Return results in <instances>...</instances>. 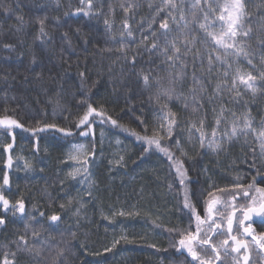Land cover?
<instances>
[{
	"label": "trees",
	"instance_id": "1",
	"mask_svg": "<svg viewBox=\"0 0 264 264\" xmlns=\"http://www.w3.org/2000/svg\"><path fill=\"white\" fill-rule=\"evenodd\" d=\"M165 2L91 0L89 5V0H0V117L22 125L11 129L0 125V194L9 201L7 210L0 203V217L5 221L0 224V262L7 257L14 264H180L175 251L165 253L164 249L186 230L195 231V219L190 220L184 208L186 189L202 217L204 201L228 199L237 177L245 186L254 183V189H264L260 143L256 138L243 139L241 146L238 135L229 132L231 123L227 130L220 129L217 156L209 158L198 151L189 157L175 144L179 125L189 119L205 135L242 116L250 118L254 130H264V45L258 43V38H264V0H242L246 15L241 23L245 30L251 29L244 47L252 65L243 55L238 61L228 55L232 65L228 81L223 77L227 65L214 60L216 55L225 57L224 49L211 52L209 72L205 32L199 23L219 33L218 16L231 0H207L212 11L205 0L195 8V0H171L176 9L165 7ZM201 7L208 13L207 21ZM169 13L177 20L183 15L189 24L183 28V22L178 26L169 21L168 39L181 32L196 36L194 51L199 49L204 57L202 63L196 60L195 68L192 54L184 57L185 76L174 85L169 79L181 71V61L171 66L151 47L154 41L165 43L159 25ZM237 69L256 77L251 81L255 92L239 81V95L224 86L231 84ZM144 75H149V86ZM173 86L176 95L171 100L163 96L157 100L158 90ZM88 103L104 116L95 117L90 129H77ZM165 104L167 109L161 112ZM224 111L228 118L220 117ZM169 112L177 122L171 138L160 133L155 122L157 114ZM45 124L70 128L72 135L55 129L33 131ZM80 131L88 134L80 135ZM138 136L160 138L161 147L172 158ZM76 144L88 148V183L71 180L68 173L67 150ZM21 162L24 166L18 168ZM181 164L184 185L177 174ZM21 200L23 213L12 208ZM136 210V218L131 219L129 212ZM53 215L60 219L51 221ZM145 223L161 237H149L146 230L140 235ZM124 229L132 237H121Z\"/></svg>",
	"mask_w": 264,
	"mask_h": 264
},
{
	"label": "snow or ice",
	"instance_id": "2",
	"mask_svg": "<svg viewBox=\"0 0 264 264\" xmlns=\"http://www.w3.org/2000/svg\"><path fill=\"white\" fill-rule=\"evenodd\" d=\"M201 0H195V3L193 4V7H197L200 5ZM89 5H91V0H89ZM171 7L172 9H176V4L172 3L171 0H166L165 7ZM205 6L207 7L208 11H212L211 5L208 4L207 0H205ZM244 3L242 0H231V3L225 4L223 10L225 12H228L227 17L223 14L219 16V21L223 22L220 27V32H211L208 31L209 25L205 23H199L200 29L204 30L205 32V43L207 44L206 51H208V66H209V72H211L213 67V57L211 55L212 51H217L218 49H224L225 51V57H222L220 55H216L214 57V60L216 62H220L221 64H226L227 68H225L223 77L225 81H228L231 75V68L232 65L227 61L226 57L228 55H232L236 58L238 61L241 55H243L246 59H248V64L252 65V61L249 57V53L245 51V43L248 39H251V29H244L243 24L241 23L243 17L246 15L244 12ZM9 10L8 8H5V11ZM201 11L205 12L204 7H201ZM195 14H193V20H195ZM204 19L207 21L209 19L208 13L205 12ZM177 24L178 26L181 25L183 28H187L189 21L185 20V17L183 15L180 16V19L177 20L175 17L171 16V13H169V16L167 19H164L160 22V29L163 31L160 33L161 36L164 37L165 43L163 45H160L158 42H153L152 49L156 50L160 54H162L167 62H170L171 66H175L176 61H181V71L177 74L176 77H170L169 84L174 85L176 82L181 80L185 76V72L183 69L187 66L184 62L183 58L187 57L189 54H192V60H193V68H195V62L197 59L203 62V55L200 53L199 49H195V45L197 43V37L191 36L187 33L181 32L179 36L173 37L172 39H168L169 33L172 31V28L170 27V23ZM107 23V21H105ZM41 28L40 32L41 34L44 33L43 24L44 21H40ZM125 28H128L127 23L125 22ZM128 36L132 35V31L129 28L127 32ZM155 36V33H153ZM210 38V39H209ZM158 39V38H157ZM258 43L261 45H264V38H258ZM210 49V50H209ZM231 49L232 52H229L228 50ZM135 57H132L131 63L135 64ZM254 67V66H253ZM81 76L84 74L81 73ZM264 75V73H262ZM256 77H254L251 73H248L247 75L240 74L239 69H237V75L235 77H231V84L228 85L227 83L224 85L227 87L230 91H236L237 95H239V91L237 88V81H239L240 84L244 85L246 89H251L253 92L256 91L255 87L253 86V83L251 81H254ZM143 80L146 86H149V75H144ZM193 82L194 84L197 83L195 74H193ZM216 91H221V85L217 84ZM176 95L175 88L169 87L166 89L158 90L157 92V100L160 99L161 96L165 97L168 100H171V98ZM193 100L195 102V92L193 90ZM86 103V101L82 102ZM187 106V105H186ZM165 109H167V104L163 105L160 109L161 112H164ZM103 112H98L90 103L87 104L86 110L84 111L83 115L80 116L78 123H76L75 127L77 129H81L82 127L85 129H90L92 126V123L94 122L95 117H103ZM175 116L174 113H168L167 116H162V120H167V125L165 126L164 123H161L160 125V132H163L166 136L169 138L172 137L173 134V128L174 126H177L176 120L173 118ZM90 117L93 118V120H90ZM250 119V118H249ZM113 124H116V121H112ZM201 126H203V120L200 121ZM219 123V121H217ZM0 125H5L8 129H11L13 127H22L15 119H12L8 116L0 117ZM251 125L246 121L245 127L249 128ZM192 127H195L193 124ZM45 129H55L58 132L63 133L66 136H71L72 131L70 128H58L55 124H45L43 128H38L33 130L34 132H42L45 131ZM199 131V129H197ZM80 135H87V131H80ZM215 135V133H213ZM233 135H236V129L233 128ZM203 136L204 134L201 132V144H203ZM138 139H145L149 145L155 144L160 151L164 152L165 155L169 156V159H171V154L169 153L168 149L165 147H161L160 138H157L156 136L152 138L148 137H137ZM259 141L261 145V153L264 154V130L259 132ZM177 149L180 148V142L175 141ZM210 147H212L214 150L219 149L221 145L216 142H211L209 144ZM12 145L9 144L8 148H11ZM82 147V146H81ZM147 150V149H146ZM255 153L253 158V166H255ZM177 174L180 177V184H185L186 179V173L183 170L182 164L177 167ZM240 178L237 177V182L233 184V189L235 191L227 192L228 196H231L233 204L231 205L233 208V211L228 214L226 217L223 213H219L221 216L220 221L218 222L216 219L213 218L214 211H218L215 209V206L217 203H220L221 201L219 198H212L204 201V215L203 217L198 212L197 207L194 203H192L188 193L187 189L185 191V198H184V208L188 209L190 212V220L191 217H194L196 228L195 231H189L186 230L184 233L181 234V238L178 242L179 247L186 249L187 252L192 257V262L194 264H212V259L209 253V249L211 251V254H214V258L216 261H219L220 264H225L224 260L221 258L220 250L223 249V254L225 257L230 256L231 253H237L240 254L241 250H243L242 255H240L238 258L233 257V260L236 261V264H239V260L242 259L244 261V264H248V249L250 246V242L246 240L244 237H251V242H254L256 245L259 246L260 249H264V232H260L257 234L255 230L253 229L252 225L253 223H256L257 220L261 224H264V201H258L255 196L250 195V193L255 190L257 192H264V189H254V183L249 184L245 186L244 184L239 182ZM253 181L255 182V177L253 178ZM8 177L7 175L4 176L3 183L5 185L8 184ZM220 192H225V189H218ZM192 195H195V192L192 193ZM209 197H213V193H208ZM238 199H244L247 201V203L241 205L239 203H235ZM0 203H2V206L5 210L9 208V201L5 199L3 194H0ZM225 203V207H228V203ZM12 208L16 211H19L21 213L24 212V203L23 201H17L16 205H12ZM239 212V215L236 213ZM51 221H57L60 219V217L53 215L50 217ZM226 219V229L224 228V221ZM236 224L238 235H233V224ZM5 221L2 217H0V224H4ZM202 225H207V231H204L202 229ZM191 227V223H190ZM243 229L242 232H240V229ZM214 236H227L226 239H223L219 243L213 242ZM23 239V237L21 238ZM229 240H231V245H229ZM200 249L198 252L197 249ZM203 253V256L201 255ZM209 257V258H205ZM0 264H14L13 262H10L7 257L4 258Z\"/></svg>",
	"mask_w": 264,
	"mask_h": 264
},
{
	"label": "rangeland",
	"instance_id": "3",
	"mask_svg": "<svg viewBox=\"0 0 264 264\" xmlns=\"http://www.w3.org/2000/svg\"><path fill=\"white\" fill-rule=\"evenodd\" d=\"M223 15H225L227 17L228 12L223 13ZM219 17V16H218ZM217 22H219L220 24H222L223 22L217 20ZM162 116H167L165 114H157L155 116V122H156V126L158 128V131H160V125L161 123H164L165 126L167 125V120H162L161 117ZM229 114L227 111H224L220 117L223 118H228ZM246 121L251 125L249 128L245 127V123ZM231 123V124H230ZM193 124L195 125V127H192ZM229 132L233 133V128L236 129V135H238V137L240 138V144L241 146H243V139H248V141L250 142L252 140V138H256V140L260 143L259 141V131L254 130L252 121L248 119V117H241V120L238 122H233L230 121L229 123H225V126L218 128V130H216L215 135H213V133L211 132L209 135H205L203 133V128L200 127V125H198V123H196L195 121H193V119H189L188 121H184L183 123H181L179 125V129H177L178 134L179 135V142H180V150L181 152L185 155H188L190 157V155H195L198 153H201L202 151L204 152V154L211 158L213 156H217L219 154V149H213L212 147L209 146V144L211 142H216L219 143V141L221 140V131L220 129H225L229 126ZM176 126H174L173 128V132L175 130ZM197 129H199V131H197ZM201 132L204 134L203 136V144H201ZM163 135H165L163 132H160ZM166 136V135H165ZM110 142L113 144V140L110 138ZM248 142V145H249ZM82 146V147H81ZM261 148V145H260ZM67 154H68V161H69V167H68V173L71 180L75 179V181H80L82 183H88V179L89 176L91 175L89 173V168L90 165L87 162V155H88V148L83 145V144H76V145H72L70 146V148H68L67 150ZM260 158H261V162L263 164L264 167V154H262L260 152ZM218 161V160H216ZM238 161V160H237ZM237 161L231 163V164H237ZM239 162V161H238ZM24 166V163L21 162L20 167L18 166V168H22ZM27 169H28V163H26ZM235 168L232 165L233 169ZM204 174L206 175V172H204ZM206 178L212 182V179H209V174L206 175ZM253 193H255V191H253ZM264 194V193H263ZM230 198V196H228ZM212 199V198H210ZM128 216L131 219H135L137 216V210L136 211H131L129 212ZM154 218L156 216V218L162 219V220H166L169 217L164 215V214H158V215H152ZM151 217V216H150ZM172 218V216H171ZM144 227H142V229L144 231L140 232V235H145V230L148 233L149 237H154V238H159L161 237L160 235H158L157 233H151L150 232V226L145 223L143 224ZM121 237H132V235L129 234L128 230L124 229L121 233ZM142 237V236H141Z\"/></svg>",
	"mask_w": 264,
	"mask_h": 264
},
{
	"label": "flooded vegetation",
	"instance_id": "4",
	"mask_svg": "<svg viewBox=\"0 0 264 264\" xmlns=\"http://www.w3.org/2000/svg\"><path fill=\"white\" fill-rule=\"evenodd\" d=\"M252 196H255L257 198L258 201H264V195L261 193H254ZM220 203H217L215 206V209L218 211H214V219H216L218 222L221 219V216L219 215V213H223L224 216L226 217L228 214H230L233 211L232 208V198H228L223 200H220ZM228 203V207H225V203ZM235 203H239L241 205L247 203V201H245L244 199H238ZM237 215H239V212L236 213ZM202 228H207V225H202ZM253 229L255 230V232L257 234H259L260 232H264V224H261L259 222V220H257L256 223H253L252 225ZM206 228L204 229V231L206 230ZM224 228L226 229V219L224 221ZM243 229H240V232H242ZM233 235H238L239 233L237 232L236 229V224L234 222L233 224ZM227 236H214L213 237V242L219 243L220 241H222L223 239H226ZM246 240H248L250 242V246L247 252V255L249 257L248 259V264H264V249H260L258 245H256L254 242H251V237H244ZM180 239H172L171 243L168 242L169 246L167 248L164 249V252H170V251H175V253L173 254V256L177 257L179 259V263L180 264H194V262H192V257L191 255L187 252L186 249L180 248L179 247V242ZM161 241V240H160ZM231 240H229V245H231ZM171 244L173 245V247H171ZM197 251L199 252L200 249L198 248ZM209 253L212 259V264H220L219 261H216L214 258V254H211V251L209 249ZM220 254H221V258L224 260L225 264H236V261L233 260V257H239L240 255L244 254L243 250H241L240 254L237 253H231L230 256L225 257L223 254V249L220 250ZM201 255L203 256V253H201ZM206 259L209 257H205ZM239 264H244V261L242 259L239 260Z\"/></svg>",
	"mask_w": 264,
	"mask_h": 264
},
{
	"label": "water",
	"instance_id": "5",
	"mask_svg": "<svg viewBox=\"0 0 264 264\" xmlns=\"http://www.w3.org/2000/svg\"><path fill=\"white\" fill-rule=\"evenodd\" d=\"M214 217V216H213Z\"/></svg>",
	"mask_w": 264,
	"mask_h": 264
}]
</instances>
